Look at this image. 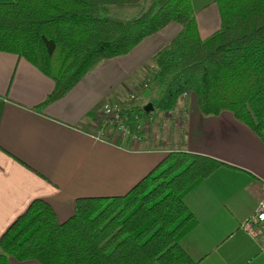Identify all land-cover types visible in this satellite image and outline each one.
Masks as SVG:
<instances>
[{"label":"trees","instance_id":"obj_1","mask_svg":"<svg viewBox=\"0 0 264 264\" xmlns=\"http://www.w3.org/2000/svg\"><path fill=\"white\" fill-rule=\"evenodd\" d=\"M143 0H10L0 2V51L18 54L53 79L40 106L63 98L98 63L129 54L175 21L181 31L152 57L153 110L170 112L192 96L205 115L231 111L264 141V0H216L221 26L200 35L192 0H157L129 18L109 6ZM148 79V80H149ZM0 107V114H1ZM226 163L171 151L124 195L85 196L61 222L35 199L0 240V264H200L182 245L196 219L186 196Z\"/></svg>","mask_w":264,"mask_h":264},{"label":"crops","instance_id":"obj_2","mask_svg":"<svg viewBox=\"0 0 264 264\" xmlns=\"http://www.w3.org/2000/svg\"><path fill=\"white\" fill-rule=\"evenodd\" d=\"M192 1L205 39L221 26L218 4ZM181 29L172 21L129 54L101 61L63 98L43 108L55 87L53 79L26 58L0 51V240L35 199L47 201L63 222L75 213L78 198L124 195L169 152L187 151L226 164L186 196L197 221L183 237V247L200 264H264V233L252 236L243 228L264 181V141L231 111L205 115L186 96L165 113L171 120L155 119L161 128L168 124L166 139L144 131L148 122L139 140L123 138L110 128L105 129L107 138L92 134L103 105L127 101L133 76L145 74L153 55ZM135 100L126 103L129 108H135ZM140 115L134 111L125 116L134 133ZM153 117L146 118L152 122Z\"/></svg>","mask_w":264,"mask_h":264},{"label":"built area","instance_id":"obj_3","mask_svg":"<svg viewBox=\"0 0 264 264\" xmlns=\"http://www.w3.org/2000/svg\"><path fill=\"white\" fill-rule=\"evenodd\" d=\"M151 81L143 84V87H149ZM136 93H131L127 101L115 100L106 102L103 105L101 117L99 118L97 125L94 128L93 136L97 139L107 138V131L105 129L110 128L111 131H115L119 136L123 138H132L133 140H139V131L144 128V124H137V133H134L133 129L127 124L123 111L129 109L127 102H130L137 98ZM243 228L252 236H257L264 233V181L259 182V199L254 213L247 221L243 223Z\"/></svg>","mask_w":264,"mask_h":264},{"label":"rangeland","instance_id":"obj_4","mask_svg":"<svg viewBox=\"0 0 264 264\" xmlns=\"http://www.w3.org/2000/svg\"><path fill=\"white\" fill-rule=\"evenodd\" d=\"M157 0H143L142 4L140 6H115V5H111L109 6V14H115L119 17L122 18H129L132 17L134 15H136L138 13V11L144 7L146 10H149L151 12H155L157 7H158V3H156ZM155 67V64L150 62L147 65V70L145 74H141V73H137L135 76H133V87L131 89V93H136L137 91H139V93L137 94V98H136V102H133V107L136 106H146L148 103H151V100L155 97L156 93L153 90V88H151V83L149 85V87H143V84L145 82H148V77L151 76V73L153 71ZM130 93V94H131ZM188 97V96H187ZM194 98V97H193ZM193 102L194 104H197L196 99L194 98ZM180 109V108H179ZM161 111L155 110L154 115V119L152 122H150V118H146L144 117V114L141 112V115L138 119V121L140 123H145L148 122L149 126H147L144 131L149 130V131H154V133H156L158 136L162 137V139H166V136L169 134V127L167 128V123H164L162 128L159 127L158 125H156V120L157 122H161V120H171V118L168 117V114H165L167 112H163L162 114H159ZM177 113V111L175 112ZM161 126V125H160Z\"/></svg>","mask_w":264,"mask_h":264},{"label":"water","instance_id":"obj_5","mask_svg":"<svg viewBox=\"0 0 264 264\" xmlns=\"http://www.w3.org/2000/svg\"><path fill=\"white\" fill-rule=\"evenodd\" d=\"M154 109V106L152 103H148L146 106H145V111L146 112H149L150 110H153Z\"/></svg>","mask_w":264,"mask_h":264}]
</instances>
